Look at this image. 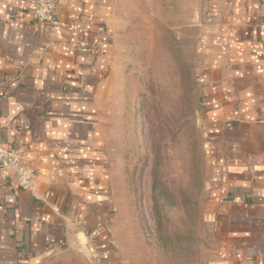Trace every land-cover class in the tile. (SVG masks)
Returning a JSON list of instances; mask_svg holds the SVG:
<instances>
[{"label": "crops", "instance_id": "1", "mask_svg": "<svg viewBox=\"0 0 264 264\" xmlns=\"http://www.w3.org/2000/svg\"><path fill=\"white\" fill-rule=\"evenodd\" d=\"M34 6L0 0V130L36 171L24 190L0 166V264H41L77 239L108 258L114 200L100 110L115 0H59L54 28ZM210 8L198 81L214 264H264V0Z\"/></svg>", "mask_w": 264, "mask_h": 264}, {"label": "rangeland", "instance_id": "2", "mask_svg": "<svg viewBox=\"0 0 264 264\" xmlns=\"http://www.w3.org/2000/svg\"><path fill=\"white\" fill-rule=\"evenodd\" d=\"M212 0H115L100 119L114 200L111 256L84 239L41 264H214L205 213L202 67ZM89 243V244H88Z\"/></svg>", "mask_w": 264, "mask_h": 264}, {"label": "built area", "instance_id": "3", "mask_svg": "<svg viewBox=\"0 0 264 264\" xmlns=\"http://www.w3.org/2000/svg\"><path fill=\"white\" fill-rule=\"evenodd\" d=\"M59 0H35V6L32 11L35 18L46 24L48 27L54 28L58 26L56 11ZM0 166L4 169H12L15 173L18 186L24 190L33 188L36 171L27 164L21 155L6 147L3 142L0 130Z\"/></svg>", "mask_w": 264, "mask_h": 264}]
</instances>
